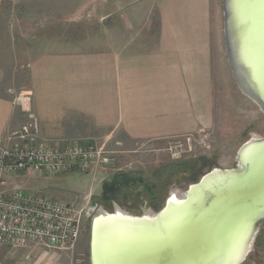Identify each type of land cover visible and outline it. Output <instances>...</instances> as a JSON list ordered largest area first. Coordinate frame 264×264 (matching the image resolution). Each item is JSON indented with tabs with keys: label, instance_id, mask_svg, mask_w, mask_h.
Listing matches in <instances>:
<instances>
[{
	"label": "crops",
	"instance_id": "0c3cea01",
	"mask_svg": "<svg viewBox=\"0 0 264 264\" xmlns=\"http://www.w3.org/2000/svg\"><path fill=\"white\" fill-rule=\"evenodd\" d=\"M16 1L0 0V11ZM60 3L68 6L59 9L58 27H39L20 44L27 75L20 91L31 93L40 137L62 144L91 138L111 146L115 138L158 143L213 127L228 64L221 0ZM3 50L0 37V137L25 119L9 93ZM23 178L11 181L22 188L28 184ZM82 252L80 239L60 252L38 244L0 246V264H79Z\"/></svg>",
	"mask_w": 264,
	"mask_h": 264
},
{
	"label": "water",
	"instance_id": "95a60500",
	"mask_svg": "<svg viewBox=\"0 0 264 264\" xmlns=\"http://www.w3.org/2000/svg\"><path fill=\"white\" fill-rule=\"evenodd\" d=\"M221 9L235 85L264 115V0H221ZM142 181L126 172L102 181L103 204L90 207L88 264H242L264 226V133L239 145L233 166L170 187L158 210L145 200L137 213L123 208L121 189Z\"/></svg>",
	"mask_w": 264,
	"mask_h": 264
},
{
	"label": "rangeland",
	"instance_id": "374dc122",
	"mask_svg": "<svg viewBox=\"0 0 264 264\" xmlns=\"http://www.w3.org/2000/svg\"><path fill=\"white\" fill-rule=\"evenodd\" d=\"M66 6L68 5L60 3V0H17L2 6V60L6 68L7 84L12 88L9 90L12 96L19 94L27 84L23 59L20 57L21 41L39 27L46 31L58 27L59 23L55 18L61 14L59 9ZM40 15L41 20L31 18ZM221 76L216 94V121L209 130L171 137L158 143L121 141L122 145L117 146L115 142L119 140L115 138L111 146H106L117 151L116 167L121 170L102 171L97 174L95 181H92L90 175L79 172L48 178L24 177L22 182L28 184L22 185V188L56 199L70 201L77 198L82 201L83 194L92 184L94 186L90 203L103 204L100 196L102 181L109 180L115 173L126 172L140 176L143 184L125 188L118 200L120 205L137 213L140 203L145 200L150 208L158 210L170 187L185 189L212 166H233L239 145L252 132L260 135L264 133V115L238 91L229 63L225 64ZM146 186L150 187V191ZM88 231L89 220L85 221V229L79 238L83 247L78 258L79 264H88Z\"/></svg>",
	"mask_w": 264,
	"mask_h": 264
},
{
	"label": "built area",
	"instance_id": "2783aa9c",
	"mask_svg": "<svg viewBox=\"0 0 264 264\" xmlns=\"http://www.w3.org/2000/svg\"><path fill=\"white\" fill-rule=\"evenodd\" d=\"M30 96L29 91L13 96L25 119L19 129L0 137V246L21 249L38 244L52 251H71L89 220L94 185L82 201H66L25 190L11 178L79 172L95 181L102 171L121 170L116 167L117 151L91 138L62 144L40 137Z\"/></svg>",
	"mask_w": 264,
	"mask_h": 264
},
{
	"label": "flooded vegetation",
	"instance_id": "af4514ba",
	"mask_svg": "<svg viewBox=\"0 0 264 264\" xmlns=\"http://www.w3.org/2000/svg\"><path fill=\"white\" fill-rule=\"evenodd\" d=\"M130 175H132V174H130ZM134 176H137V175H134ZM136 184H140V183H136ZM141 184H143V181ZM129 187H131V186L123 187L121 189L120 195L122 194V191L125 188H129ZM146 189L148 191H150V187L146 186ZM120 195H118V200H119ZM106 204L109 206L108 202ZM260 261H264V226L260 227L258 235H257L256 240H255V243H254L253 250L250 252V254L247 256L246 260L242 264H244V263H246V264H264V262H260Z\"/></svg>",
	"mask_w": 264,
	"mask_h": 264
}]
</instances>
